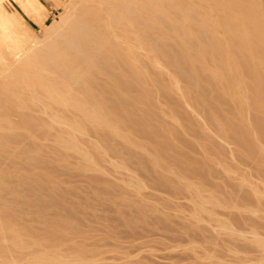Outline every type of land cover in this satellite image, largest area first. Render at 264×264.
<instances>
[{
    "label": "rangeland",
    "instance_id": "rangeland-1",
    "mask_svg": "<svg viewBox=\"0 0 264 264\" xmlns=\"http://www.w3.org/2000/svg\"><path fill=\"white\" fill-rule=\"evenodd\" d=\"M81 1L99 4L98 0H0V83L19 65H27L35 51L47 46L54 36L48 30L51 25L81 6ZM213 1L211 6L222 3ZM263 1L259 0L258 6L264 11ZM166 9L169 17L172 12L181 13L171 1L166 2ZM10 20L13 23L9 24ZM168 26L164 25L162 32L171 30ZM146 30L140 27V32L148 34V43L160 50L157 53L164 62L172 64H168L170 69L179 71L177 76L183 74L180 79L185 83H181L194 82L187 86L193 87L191 98L198 103L192 100V107L178 100L184 97L166 89L169 85L165 87L163 75L153 73L152 79L159 84L148 85L143 76L131 74L124 61L115 64L118 70L104 67V73L117 74L101 75V88L96 87L100 93L95 90L94 95L101 98L102 110L131 141L107 126L93 128L92 123H85L87 134L79 139L90 150L95 163L92 169L78 154L58 145L52 136L55 131L51 133L42 125L41 116L22 119L19 131L2 130L0 223L19 229L16 232L30 245L26 248L30 254L51 260L65 258L55 261L62 264H78L75 261L79 259L83 264H264V246L259 241H264V153L256 148L257 143H264V118L252 109L244 128L224 94V82L202 75L197 63L187 61V51L179 43H157L161 31ZM16 52L22 53L18 59ZM189 65L196 69L195 74ZM115 80L117 89L110 86ZM249 83L252 87L253 82ZM0 97L3 106L2 89ZM252 99L250 96L249 104ZM161 104L178 121L171 115L160 119ZM25 128L34 136H27ZM217 128L228 135L224 137L228 143ZM87 139H94L98 149L83 142ZM9 146L18 149L14 152Z\"/></svg>",
    "mask_w": 264,
    "mask_h": 264
},
{
    "label": "bare ground",
    "instance_id": "bare-ground-1",
    "mask_svg": "<svg viewBox=\"0 0 264 264\" xmlns=\"http://www.w3.org/2000/svg\"><path fill=\"white\" fill-rule=\"evenodd\" d=\"M168 1L172 2L174 10L176 8V11L178 10L179 13L181 12L180 15H178L177 12L175 15L174 12L171 11L173 17L168 16L166 13L168 12L166 11V2ZM210 1L211 0H98V5H91L89 1V3L85 1V3H83L81 1V6H79L80 4L77 5L76 9L74 8V11L68 13L69 15L66 17H58L57 21L51 25V29L48 30L52 31V35L54 36L47 46L35 51L32 57L30 56L31 59L29 62L25 60L27 65H19V68L16 67L18 68L17 70L10 72L5 78L3 77L4 80L0 83V89H2L6 98L3 102H6L3 106L0 105V133L2 130H4L2 133L7 130L9 133L10 131L12 132V130L19 131L18 128L22 124V119L32 117L34 114L41 116L43 119L41 120L43 124H41L48 128L50 132L55 131L52 136L58 142V145L60 144V147L66 151H73L75 154H78L86 163L89 162L90 166H92L91 168L94 169L93 164L95 163H92V157L90 158V150L88 152L87 150L89 148H84L87 144L82 145V141L79 139L82 135L87 134L85 123H92L96 126H93V128L107 126L114 134L123 138V140L127 142L131 141L129 140V136L121 131L118 125L102 110L101 105H103V103L101 100H98L101 98L97 99V96L94 95L99 82H102L98 78L101 75H105V77L112 76L114 73H104L103 68L107 66H109V68H116L115 64H118L120 60L128 64V69L131 74L139 76V78L143 76V79H146L145 82L148 85H153V83L155 85L159 84L152 79L154 76L153 73H156V76L160 74L159 77L161 78L164 76L163 78L166 83V86H164L168 87L167 85H169V88L166 89L170 90L172 94H176L175 96L178 98L181 97H179V94H182L184 97V99L181 97V99L178 100H183L182 102H184V104L187 103L189 105L191 102L194 103L193 101H196L194 100L196 98H191V90H193V87H189L190 84L194 82L188 81L190 84L188 83L187 85L189 86L184 85L185 82L183 80L181 81L182 78L180 79L183 74L178 75V77L177 73L179 74L180 72L178 71L176 73L175 70L172 71L173 68L170 69L172 64L169 61L168 63L166 61L164 62V59L158 54L160 50L159 52L158 50L156 51V46L154 48L151 43H148V40H146L148 34L144 33L145 35L147 34L145 36L143 32H140L141 26H143L144 29H149L148 31L151 33L157 32V30L158 32L161 31L160 35L156 33L157 38L155 39L157 43L158 41L179 43L181 48L183 47V50L187 51L184 55L187 61H189L190 64H193V62L197 63L200 67V71L199 69L198 71L202 72V75L203 73L204 76L208 74L210 77L218 78V81L224 82V94L230 99L232 106L237 112L239 121L244 128L247 127L249 114L252 109L253 113L258 111L257 116L264 118V52L261 53L264 51V11L259 9V0H217L222 2L221 4H217L218 2L214 0L216 2L214 6L209 4ZM214 1L212 3H214ZM92 2H94V0H92ZM24 8L27 10L28 6L24 5ZM207 8H210V12H208ZM10 23L13 22L11 21L9 24ZM120 24H122V26H118L120 28L117 29V25ZM3 25L8 27L6 23ZM164 25H169L168 28H171V30L167 29L169 31L168 33L167 30L165 33V29L164 32H162L161 29ZM48 30L46 32H48ZM156 34L151 35L155 36ZM152 41L155 40L153 39ZM38 43L40 44V42ZM258 45L260 49L259 52ZM16 55L18 59L22 53L16 52ZM173 66L176 67L177 65L175 66L174 64ZM193 68V66L192 68L190 66L188 69L193 71ZM6 71L8 70L5 69V72ZM194 71L196 73V69ZM194 71L193 74H195ZM247 73L249 75L245 77ZM114 74H117V72L115 71ZM126 75L128 74H125V78ZM249 80L253 82L252 87L249 86L251 84ZM115 82L117 83L118 81L115 80ZM181 82L184 83L182 84ZM114 83L111 85L105 83V85H110L117 89L118 83ZM143 86L144 85H142V87ZM220 87L222 88L221 85ZM99 88H101V86L97 87V89ZM98 92L99 91H97L96 94ZM252 93H254L255 97ZM250 96L253 97L252 104L248 103ZM197 97L200 96L198 95ZM158 103L160 102L158 101ZM192 103L190 106L193 105ZM197 103L196 101L195 105ZM158 108L160 109V119L165 120V117L171 115L173 119L176 118V121H178L177 117H175L176 115L172 113L168 115L169 113L165 111L162 104ZM170 109L173 108L169 107V111ZM41 114H43V116ZM203 115L206 116L205 114ZM12 116H16L17 119H14L15 117L13 118ZM33 117L35 118L36 116ZM209 117H207L208 120ZM168 124L169 123H167V125ZM218 131H222L223 138L228 136H224L225 132H223L224 130L221 128L218 129ZM25 132L29 134L27 129ZM217 133L220 134L219 132ZM15 134L16 133H14L13 137H15ZM30 134L27 136H30ZM218 134H216V136ZM19 135L20 134H18V136ZM22 135H24L23 131ZM31 135L34 136V134ZM5 136L6 135L2 137ZM5 138H7V136ZM2 139L4 140V138ZM93 140L87 139L83 142H87L94 149H98L94 142L95 140ZM226 142L228 143L227 139ZM260 142L263 143V141ZM15 143H17V141ZM6 144H8V142ZM259 144H256V148L264 153V143L260 146ZM11 145L13 146L12 143ZM18 146L21 147L20 145ZM10 147L11 146H9V148ZM43 147L44 146H42V148ZM10 149L15 152L18 148L11 147ZM97 152L99 153L98 150L96 154ZM231 154L234 153L231 152ZM5 170L7 169L5 168ZM1 176L2 174L0 177ZM5 177L3 176L2 178ZM241 177L242 176L239 178L241 179ZM130 178L129 176V179ZM133 179L132 177V180ZM132 182L133 181H131V183ZM251 183L253 184V182ZM262 196H264V194ZM191 201H193V199H191ZM193 202L196 203V201ZM201 208L204 207L202 206ZM10 227L5 228L2 223H0V264H62V262L57 263L55 261L65 260V258L61 256L59 257L62 259L57 258L58 260H51V258H42L37 256V254L34 255L35 253L33 255L30 254L26 250L30 245L27 246L21 238V235L16 232L18 228L14 230V227L11 225ZM259 241L264 246V241H262L261 238ZM30 248H32V246ZM75 262L83 264L80 259Z\"/></svg>",
    "mask_w": 264,
    "mask_h": 264
}]
</instances>
